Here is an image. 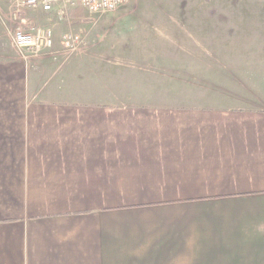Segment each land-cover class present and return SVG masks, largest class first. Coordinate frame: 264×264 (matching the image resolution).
Listing matches in <instances>:
<instances>
[{
    "label": "crops",
    "instance_id": "obj_1",
    "mask_svg": "<svg viewBox=\"0 0 264 264\" xmlns=\"http://www.w3.org/2000/svg\"><path fill=\"white\" fill-rule=\"evenodd\" d=\"M208 1L0 0V264H264V75L210 42L264 12Z\"/></svg>",
    "mask_w": 264,
    "mask_h": 264
},
{
    "label": "rangeland",
    "instance_id": "obj_2",
    "mask_svg": "<svg viewBox=\"0 0 264 264\" xmlns=\"http://www.w3.org/2000/svg\"><path fill=\"white\" fill-rule=\"evenodd\" d=\"M194 9L264 12V0H209L202 5L194 3ZM225 21L229 22L225 28L212 32L211 46L215 45L212 42H223L225 49L221 46L224 51L220 53L225 54L227 62L235 60L240 65V75L246 77L264 75V19ZM211 54L215 56L214 50H211Z\"/></svg>",
    "mask_w": 264,
    "mask_h": 264
},
{
    "label": "built area",
    "instance_id": "obj_3",
    "mask_svg": "<svg viewBox=\"0 0 264 264\" xmlns=\"http://www.w3.org/2000/svg\"><path fill=\"white\" fill-rule=\"evenodd\" d=\"M126 0H20L22 7L38 9L45 13L56 10L62 17H68L71 9L80 8L90 14L111 12L122 6ZM83 40L79 34L67 33L61 37L65 48H73ZM13 45L21 50L40 51L50 49L53 45V31L50 28L35 29L29 32L17 30L13 36Z\"/></svg>",
    "mask_w": 264,
    "mask_h": 264
}]
</instances>
